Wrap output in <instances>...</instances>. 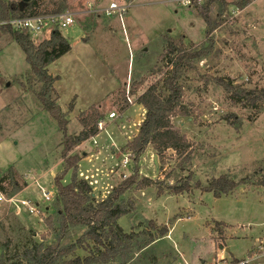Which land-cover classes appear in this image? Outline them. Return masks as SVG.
Segmentation results:
<instances>
[{"label":"rangeland","instance_id":"374dc122","mask_svg":"<svg viewBox=\"0 0 264 264\" xmlns=\"http://www.w3.org/2000/svg\"><path fill=\"white\" fill-rule=\"evenodd\" d=\"M38 2L41 11H70L76 16L77 23L61 29L71 51L48 69L59 77L55 88L70 121V134L82 128L80 112L97 106L104 113L99 134L76 150L88 154L79 163L78 177L91 183L98 198L104 197L121 174H129L134 166L131 159L128 167L123 165L127 156L123 148L145 117L136 98L171 68L164 58L165 42L183 39L187 47L204 45L207 25L194 4L185 6L176 0H132L133 6L122 18L89 10L90 5L103 8L111 2L125 6V0ZM215 11L216 6L210 12L212 20ZM221 21L212 33L213 51L182 81L183 101L191 116L172 119L192 148L181 157L167 152L162 169L161 163L157 169L151 149L140 161V174L155 184L133 193L132 213L121 217L119 225L125 232L133 229L141 239L148 230L160 236L150 220L169 231L137 253L131 264H232L233 259L239 264H264V186L255 184L264 179V106L257 112L234 105L225 87L217 83L222 78L233 80L237 87L264 88V0H254L243 9L231 4ZM50 33L47 29L32 40L39 43ZM28 73L21 46L0 29V177L13 167L20 182H26L13 196L22 213L15 212L16 205L0 201V226L5 227L0 230V253L7 252L3 246L10 242L11 257L27 247L30 229L37 238L45 230L44 217L53 212L55 203L54 177L62 171L63 162L56 121L30 90L20 86ZM125 102L127 109L121 113ZM111 112L115 118L108 117ZM221 176L245 183L220 198L198 188L179 195L157 194L170 185L195 187L198 181L205 184ZM70 179L68 174L65 183ZM44 192L53 194L50 201L43 198ZM24 200L32 205L22 206ZM218 222L225 225L222 237Z\"/></svg>","mask_w":264,"mask_h":264},{"label":"trees","instance_id":"16d2710c","mask_svg":"<svg viewBox=\"0 0 264 264\" xmlns=\"http://www.w3.org/2000/svg\"><path fill=\"white\" fill-rule=\"evenodd\" d=\"M253 1L205 0L202 7L194 3L199 10L198 15L207 25L206 43L199 46L191 43L187 47L183 39H167L164 58L168 59V65L171 68L163 73L161 80L148 87L135 100L137 104L144 107L145 117L138 127V132L123 148L126 153H130L134 166L126 178L121 176L120 181L111 187L109 193L100 198L94 194L88 180L78 177L79 163L85 155L76 150L81 144L99 134L101 131L99 124L104 119V113L97 106L80 112L79 122L82 128L78 134H70L68 129L70 121L67 113L59 105L60 96L55 88L59 77L50 74L48 69L51 63L71 51L70 41L58 28L52 29L50 37L39 43H34L32 36L27 32L15 31L9 26L0 28L21 46L25 54L29 73L25 82H20V86L30 90L42 110L48 112L56 121L58 130L62 134L59 147L63 161L62 171L54 177L55 203L53 212L47 213L44 217V233L37 238V232L30 229L31 240L27 242V247L14 257L8 253L10 242L7 241L8 244L3 246L7 252L0 253V264H131L137 253L144 251L155 241L167 235L169 231L167 226H159L153 220H150L149 224L153 230L159 231L160 236H154L148 230L144 239H141L140 234L133 229L125 232L119 225L121 217L132 213L133 193L142 192L155 184L153 179L140 174V161L146 151L151 149L157 158L158 169V163L164 162L167 152L171 151L181 157L192 148L187 136L172 123L175 117L191 116V112L183 101V78L187 71L193 70L196 63L213 51L212 33L222 24V16L227 12L229 5L243 9ZM20 4L0 0V20L51 13L39 10L38 0H29L23 4L22 10ZM215 6L216 18L212 20L210 12ZM55 12L62 11L53 13ZM217 83L225 87L228 98L234 105L252 108L257 112L264 106V88L237 87L233 80L225 82L222 78H219ZM135 86L137 88L141 84ZM124 94L125 90L122 91V96ZM125 103V106H120L121 113L127 109L128 104ZM73 106L74 103L71 102L69 112ZM160 168H163V164ZM68 174H71V179L69 183H65V177ZM244 183V181L236 182L221 176L212 178L205 184L198 181L195 187L188 183L180 186L170 185L166 191L158 189L157 194L159 197L165 193L179 195L190 193L194 188H198L220 198L232 195ZM255 184L264 186V179ZM25 187L26 182H20L19 175L13 167L0 177V191L7 197L15 196ZM217 224L222 237L225 225L220 222ZM0 230L4 231L5 227L1 225ZM240 262L236 259L232 260V264Z\"/></svg>","mask_w":264,"mask_h":264},{"label":"built area","instance_id":"2783aa9c","mask_svg":"<svg viewBox=\"0 0 264 264\" xmlns=\"http://www.w3.org/2000/svg\"><path fill=\"white\" fill-rule=\"evenodd\" d=\"M180 2L182 5L190 6L194 3H202L205 0H176ZM230 1H237V0H230ZM132 2H127L125 6L121 5L118 6L117 3H111L107 8L103 10H98L96 12H103L106 16H113L114 14L118 13L120 18H122L123 14L126 12L127 9L132 7ZM77 23L76 16L74 13L70 11H62V12H55V13H48V14H41L36 16H25L19 18H12L8 20H0V28L3 26H9L15 31H23L29 33L31 36L36 35L42 31H46L47 29H54L58 28L59 30L63 28H67L69 26L74 25ZM109 118H115L116 113L111 112L108 115ZM103 121L100 122L99 126H101ZM130 153H127V156L124 158L123 165L129 166L130 164ZM123 178L127 177V174H121ZM53 194L51 192H44L43 198L47 201L51 200ZM8 202L10 205H16L14 201V197H5L4 195L0 194V201ZM22 206L30 207L32 202L29 200L22 201ZM36 207V206H34ZM33 210V208H31ZM15 212L17 214L22 213V208L19 205H16Z\"/></svg>","mask_w":264,"mask_h":264},{"label":"crops","instance_id":"0c3cea01","mask_svg":"<svg viewBox=\"0 0 264 264\" xmlns=\"http://www.w3.org/2000/svg\"><path fill=\"white\" fill-rule=\"evenodd\" d=\"M9 1H12V0H9ZM125 1H126V3H127V2H132V0H129V1H128V0H125ZM12 2H13V1H12ZM111 3H113V2H111ZM132 6H133V5H132ZM105 8H107V7L97 8V7H95L94 5H90V9H91V10H89V12H91V13H93V14H96V15H98V16H99V15H105L103 12H96V11H98V10L101 11V10H103V9H105ZM115 15H118V16H119L118 13L114 14L113 16H115ZM123 15H124V14H123ZM105 16H106V15H105ZM109 17H111V16H109ZM119 17H120V16H119ZM71 46H72V45H71ZM82 146H83V144H81L79 147L81 148ZM79 147H78V148H79ZM78 148H77V149H78ZM120 150H122V149H120ZM84 155H85V157H87L88 154L84 152ZM85 157H84V158H85ZM153 158H154V157H153ZM39 173H40V172H39ZM38 180H39V179H38ZM90 184H91V183H90ZM91 186H92V185H91ZM92 187H93V186H92ZM93 189H94V188H93ZM20 192H21V191H20ZM20 192H19V193H20ZM19 193H18V194H19ZM18 194H16L15 196L17 197ZM46 215H47V214H46ZM0 223H1V222H0ZM43 224H44V223H43ZM44 227H45V225H44ZM44 231H45V230H44ZM44 231H43V232H44ZM43 232H42V233H43Z\"/></svg>","mask_w":264,"mask_h":264},{"label":"water","instance_id":"95a60500","mask_svg":"<svg viewBox=\"0 0 264 264\" xmlns=\"http://www.w3.org/2000/svg\"><path fill=\"white\" fill-rule=\"evenodd\" d=\"M29 0H23V2L20 4V9L22 10V6L23 4L27 3ZM156 157H154V161L156 162ZM156 165H157V162H156Z\"/></svg>","mask_w":264,"mask_h":264}]
</instances>
